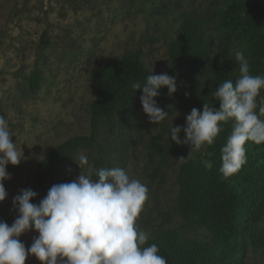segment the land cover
I'll return each mask as SVG.
<instances>
[{
	"label": "trees",
	"instance_id": "obj_1",
	"mask_svg": "<svg viewBox=\"0 0 264 264\" xmlns=\"http://www.w3.org/2000/svg\"><path fill=\"white\" fill-rule=\"evenodd\" d=\"M215 1L216 17L212 20L198 17L195 11L180 15L177 35L167 49L169 76L176 77L177 91L170 97L167 88L161 89L155 98L160 108H175L185 117L193 108L202 111L204 103L218 109L219 103L211 93L225 80L234 82L239 76L233 46L245 55L250 74L264 76V0H221L220 5ZM46 38L44 31L41 47L48 46ZM150 74L139 52L111 62L94 74L96 98L88 108L89 133L74 136L45 153L28 188L37 193L32 203L47 194L64 168L82 152L95 154L92 178L96 179L97 170L110 168L115 147L107 134L136 129L141 116L134 100L143 93L133 90L131 84L144 83ZM41 81L38 71L26 78L31 92L38 90ZM260 95L264 96V90ZM233 126V120L221 123L222 131L213 144L191 155L190 145H177L170 135L164 137L167 129L163 126L145 145L151 180L161 177L173 158L190 155L175 170L171 216L164 213V221L177 216L180 223L172 228L156 227L147 241V245L155 243L159 247L167 264H244L247 256L255 258L264 248V143L246 142V163L224 178L219 172L221 148ZM180 139H185L183 131ZM208 159L213 164L210 170L202 163ZM17 215L13 206L0 208V221L10 224Z\"/></svg>",
	"mask_w": 264,
	"mask_h": 264
},
{
	"label": "rangeland",
	"instance_id": "obj_2",
	"mask_svg": "<svg viewBox=\"0 0 264 264\" xmlns=\"http://www.w3.org/2000/svg\"><path fill=\"white\" fill-rule=\"evenodd\" d=\"M215 4V0H0V115L8 119L15 133L13 142L24 156L18 166H7L11 179L4 182L8 196L0 208H11L13 198L31 186L36 166L49 149L74 136L88 135V108L96 98L93 76L100 68L139 52L152 74L169 75L167 49L177 35L180 15L195 11L198 17L212 20ZM44 31L48 46L41 47ZM218 43L217 39L215 46ZM231 52L237 48L233 46ZM34 71L40 72L42 81L31 92L26 78ZM134 102L141 116L136 129L107 134L115 147L110 168H123L147 185L149 198L137 224L149 233L158 226L172 228L180 223L177 216L164 221V213L171 216L175 170L181 162L173 158L163 175L151 180L145 145L162 126L167 129L165 138L172 123L184 127L186 117L169 107L163 109L168 117L153 125L140 97ZM82 153L88 156L89 165L81 172L91 173L95 154ZM79 175L73 161L54 184L76 180ZM36 236L32 230L19 239L27 249ZM246 258L244 264H264V248L255 258ZM25 264L40 262L29 255Z\"/></svg>",
	"mask_w": 264,
	"mask_h": 264
},
{
	"label": "clouds",
	"instance_id": "obj_3",
	"mask_svg": "<svg viewBox=\"0 0 264 264\" xmlns=\"http://www.w3.org/2000/svg\"><path fill=\"white\" fill-rule=\"evenodd\" d=\"M235 60L239 76L234 82L225 80L211 93L219 108L204 103L202 111L191 110L183 128L172 123L169 129L171 141L190 145L191 155L212 145L222 131L221 123L233 120V130L221 148L219 172L224 178L237 173L246 163V142L264 143V119H260L264 116V96L260 95L264 76L250 74L243 52L237 51ZM152 73L144 83L133 82L131 87L142 91L141 105L149 123L159 125L169 113L157 105L155 98L163 88L173 96L177 82L167 73ZM181 131L184 140L180 139ZM14 136L8 119L0 115V203L8 196L4 182L11 175L7 166H18L24 159L13 142ZM190 155L180 157L178 162ZM74 162L80 169L79 177L52 185L38 204L32 203L37 196L32 189H22L13 198L18 215L11 225L0 221V264H25L29 255L40 264H167L155 243L147 245L150 235L137 224L149 198L147 185L120 167L101 168L93 179L91 173L81 172L89 165L83 153ZM202 163L206 169L213 167L210 159ZM32 230L38 236L26 249L19 237Z\"/></svg>",
	"mask_w": 264,
	"mask_h": 264
}]
</instances>
